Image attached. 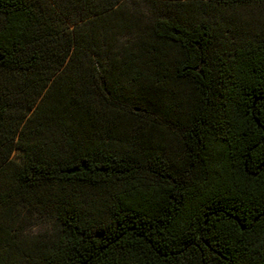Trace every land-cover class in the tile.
Wrapping results in <instances>:
<instances>
[{
	"label": "trees",
	"instance_id": "obj_1",
	"mask_svg": "<svg viewBox=\"0 0 264 264\" xmlns=\"http://www.w3.org/2000/svg\"><path fill=\"white\" fill-rule=\"evenodd\" d=\"M26 259L264 264V0H0V264Z\"/></svg>",
	"mask_w": 264,
	"mask_h": 264
},
{
	"label": "rangeland",
	"instance_id": "obj_2",
	"mask_svg": "<svg viewBox=\"0 0 264 264\" xmlns=\"http://www.w3.org/2000/svg\"><path fill=\"white\" fill-rule=\"evenodd\" d=\"M143 2L140 1V5ZM257 4L250 3L243 7H233L232 9H228L223 11L222 13H218L217 17H221L226 19L227 22L236 24L239 21H248L252 22L254 19H261V15L259 16V11L256 7ZM248 33V32H247ZM13 154L17 153V150L12 151ZM28 218L23 221L22 229L28 234H39L40 232H50L51 233V221L48 214H42L38 209H33L32 211H28ZM46 230H43L45 229ZM48 233V234H50ZM22 264H34L33 262H29V260H24Z\"/></svg>",
	"mask_w": 264,
	"mask_h": 264
}]
</instances>
